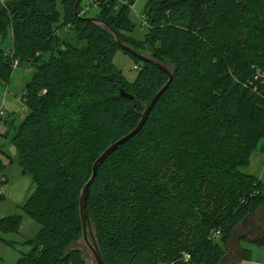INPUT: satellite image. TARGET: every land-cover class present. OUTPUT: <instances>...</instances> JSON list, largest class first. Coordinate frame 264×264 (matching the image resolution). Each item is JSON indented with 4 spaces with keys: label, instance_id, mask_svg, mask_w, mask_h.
I'll list each match as a JSON object with an SVG mask.
<instances>
[{
    "label": "trees",
    "instance_id": "obj_1",
    "mask_svg": "<svg viewBox=\"0 0 264 264\" xmlns=\"http://www.w3.org/2000/svg\"><path fill=\"white\" fill-rule=\"evenodd\" d=\"M76 2L63 0L60 11L58 0H0V42L13 34L12 55L0 46V83H9L16 61L34 68L11 141L36 184L20 208L41 228L15 264H91L75 245L83 237L81 191L96 159L139 124L170 78L86 13L76 16ZM117 2L103 0L95 16L174 77L91 185L88 210L104 263L222 264L239 225L264 210V180L242 171L264 147V78L256 79L264 72V0H149L147 32L136 42L124 32L134 31L135 0ZM119 50L140 66L134 81L114 63ZM120 85L134 98L120 96ZM178 164L191 176L174 189L160 183ZM4 168L0 156V177ZM23 218L2 217L0 230L19 231Z\"/></svg>",
    "mask_w": 264,
    "mask_h": 264
},
{
    "label": "rangeland",
    "instance_id": "obj_2",
    "mask_svg": "<svg viewBox=\"0 0 264 264\" xmlns=\"http://www.w3.org/2000/svg\"><path fill=\"white\" fill-rule=\"evenodd\" d=\"M62 1L63 0H58V9L60 11L63 10ZM117 1V3L122 1L126 2V0ZM148 1L149 0H135L131 5L132 11L130 17L135 23V28L133 32H124L131 36L135 42L140 39L143 40L147 32V25L144 24V15L146 13ZM92 2L93 0H82L81 2V7L87 10L86 17H93L99 12V9L94 6ZM2 39L0 46L9 52L13 46L12 31H9ZM10 55H12V53H10ZM17 63L16 61V67L9 83H0V156L5 163L3 172L8 180L2 185L5 197L0 198V219L13 214H22L24 218L23 225L20 227L19 231L4 233L0 230V264H15L23 253L31 249V246L25 244L24 241L29 238H34L41 228L40 224L25 214L20 208V205L34 192L36 184L33 176L26 172L21 166L17 147L13 144L11 138L14 134V126L19 125L27 113L22 96L26 83L34 72V68L30 63H24L18 66ZM114 63L119 69L123 70L124 75L129 81L135 80L140 68L135 67L138 64L130 54L119 50L114 57ZM260 78H264V72L261 73L258 70L256 79ZM263 82L264 80H262V83ZM259 85V82H255L257 89ZM242 171L248 174H254L264 180L263 145H260L259 148L254 151L249 164L242 167ZM188 176H191L189 170L178 164L177 166L173 165L166 174L160 177L159 181L174 189L180 186L178 180H182ZM258 216L261 217V224L256 222ZM244 222L239 225L237 232H235L233 241L230 246H228V252L226 253V257L222 260V264H234L237 261L240 264H264V244L258 245L245 238L238 240V237L240 238L244 232H247L251 237L256 233H258V235L264 234V210L259 212L257 216L252 218L248 217ZM257 223L259 225H257ZM75 245L84 250L85 256L91 264H95L92 251L83 237ZM243 248H250L252 250L251 259H244ZM229 250L231 253H229Z\"/></svg>",
    "mask_w": 264,
    "mask_h": 264
},
{
    "label": "water",
    "instance_id": "obj_3",
    "mask_svg": "<svg viewBox=\"0 0 264 264\" xmlns=\"http://www.w3.org/2000/svg\"><path fill=\"white\" fill-rule=\"evenodd\" d=\"M81 2H82V0H77V2L75 4L74 11H75L76 16H81V14L79 12V7H80ZM86 19L93 21V22H96L97 24L102 25V26L110 29L111 33L114 35L116 41L118 42V44L120 45L121 48L127 50L133 56H135L136 58L140 59L143 62H149V63L154 64L159 69L166 72L170 77L169 81L157 92V94L151 100L149 106L142 112V116L140 118L139 124L132 131H130L129 133L122 136L121 138L116 140L114 143H112L96 159V161L94 162L93 167H92V175H91L90 179L86 182V184L84 185V187L81 191V194H80V218H81V222H82L83 238H84L86 244L88 245V247L90 248V250L92 251V254H93L94 259H95V264H105L104 258L102 255V251H101V248H100V245L98 242L97 234H96V231L94 229L93 222H92V219L90 217L89 210H88V199H89L90 192H91V185L98 175L100 166L106 161V159L113 152H115L122 144H124L126 141L130 140L136 134H138L140 132V130L144 127V125H145L151 111L155 107L156 103L159 101L161 96L164 94V92L169 88L170 84L172 83L173 77H174V69L171 68L170 66L162 63L160 60H157L156 58H154V56L150 55L148 52H144V53L140 52L137 49H135L134 47L124 43L121 40L120 35L116 32V30L113 27H111L109 24H107V22H105L103 19H101L97 16L86 17ZM119 91H120L119 95L122 97L130 98V99L134 98V96L131 93H128L123 88L122 85H120ZM229 253H231L230 250H229Z\"/></svg>",
    "mask_w": 264,
    "mask_h": 264
},
{
    "label": "built area",
    "instance_id": "obj_4",
    "mask_svg": "<svg viewBox=\"0 0 264 264\" xmlns=\"http://www.w3.org/2000/svg\"><path fill=\"white\" fill-rule=\"evenodd\" d=\"M102 1H103V0H93L92 4H93L94 6H96L97 8H99V6L101 5ZM122 2H124V1H122ZM86 12H87V10H84V9L82 8L80 14L83 15V14H85ZM144 24L147 25L146 20H144ZM135 67H136V68H140L139 65H137V66H135ZM4 181H5V178H4V177H0V196L4 194V193H3V188H2V185L4 184V183H3ZM219 234H220V232L217 231V232H216V235L218 236ZM187 257H188V255H187Z\"/></svg>",
    "mask_w": 264,
    "mask_h": 264
},
{
    "label": "crops",
    "instance_id": "obj_5",
    "mask_svg": "<svg viewBox=\"0 0 264 264\" xmlns=\"http://www.w3.org/2000/svg\"><path fill=\"white\" fill-rule=\"evenodd\" d=\"M3 174H4V172H3ZM4 176H5V175H4ZM4 178H5L6 182H7L8 180H7L6 176H5ZM3 195H4V194H3ZM4 197H5V196H4ZM258 220H259V221H258ZM256 222H258L259 224H261V217H260V216L257 217V221H256ZM258 223H257V225H259ZM244 224H245V222H244ZM259 227H260V226H259ZM257 228H258V226H257ZM253 234H254V233H253ZM259 234H260V233H259ZM242 236H247L248 239L251 240V241H253V242H254L255 240L259 239V238H262V237L264 238V234H263V235H258V233H256V234H254V235L251 237V236L248 235L247 232H244V233L240 236V238L238 237V240H239V239H242ZM232 241H233V240H232ZM231 243H232V242H231ZM258 245H259V244H258ZM236 263H239V262L237 261Z\"/></svg>",
    "mask_w": 264,
    "mask_h": 264
}]
</instances>
